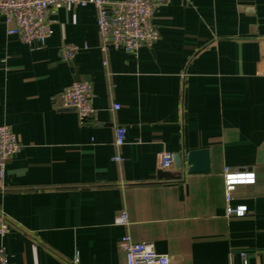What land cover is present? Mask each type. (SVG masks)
Returning a JSON list of instances; mask_svg holds the SVG:
<instances>
[{
  "label": "crops",
  "instance_id": "0c3cea01",
  "mask_svg": "<svg viewBox=\"0 0 264 264\" xmlns=\"http://www.w3.org/2000/svg\"><path fill=\"white\" fill-rule=\"evenodd\" d=\"M51 18L52 35L27 44L0 16V125L21 144L0 181V211L16 225L0 237L7 264H123L125 233L171 264H240L242 254L264 264V0H169L153 15L158 39L136 54L100 51L92 5ZM63 42L84 46L65 61ZM75 80L92 84L84 121L52 102ZM201 148L209 170L185 173L187 152ZM161 150L183 157L170 170L182 177L157 178ZM226 165L256 174L232 194L242 217L225 215ZM121 210L126 226L114 223Z\"/></svg>",
  "mask_w": 264,
  "mask_h": 264
},
{
  "label": "built area",
  "instance_id": "2783aa9c",
  "mask_svg": "<svg viewBox=\"0 0 264 264\" xmlns=\"http://www.w3.org/2000/svg\"><path fill=\"white\" fill-rule=\"evenodd\" d=\"M169 0H0V16L9 25L6 33L15 35L21 42L44 43L53 33L52 18L57 10L65 5H92L96 10V27L99 36V49L104 54L109 47L122 49L126 53L136 54L143 46L150 47L159 36L153 22L155 10ZM84 46V45H83ZM70 42L60 45L61 59L71 60L83 47ZM106 63V60H103ZM258 73L264 75V57L258 64ZM92 84L87 80H75L65 86L52 98L55 108L72 109L78 118L84 121L95 109L91 102ZM120 108L118 103L112 109ZM126 128L122 124L114 126V145L119 149L125 143ZM21 148L20 141L10 126L0 125V181L5 173L6 162L11 155ZM113 159L121 161L119 154ZM175 153L161 150L156 154L157 170L170 171L174 165ZM225 215L242 217L247 213V205L231 204L232 194L238 185L254 184L256 174L252 168L232 169L224 166L222 171ZM114 223L128 225L125 210L114 217ZM16 228L5 213L0 211V237ZM119 248L124 252L123 264H171L172 259L166 253H158L151 243L135 241L125 233L118 241ZM0 264H7L6 254L0 246ZM233 264V263H230ZM240 264H248L244 254Z\"/></svg>",
  "mask_w": 264,
  "mask_h": 264
},
{
  "label": "water",
  "instance_id": "95a60500",
  "mask_svg": "<svg viewBox=\"0 0 264 264\" xmlns=\"http://www.w3.org/2000/svg\"><path fill=\"white\" fill-rule=\"evenodd\" d=\"M261 46V55L264 57V43H261ZM184 160L187 167L185 173L207 172L209 170L208 150L205 148L188 151ZM184 160L180 154L175 153V167H180ZM180 177H182V173L178 171L157 170V178L159 179L177 180Z\"/></svg>",
  "mask_w": 264,
  "mask_h": 264
}]
</instances>
